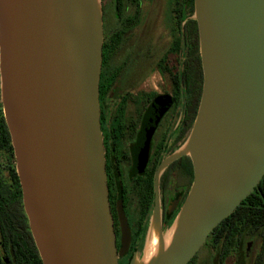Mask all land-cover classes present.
<instances>
[{"label":"water","instance_id":"obj_1","mask_svg":"<svg viewBox=\"0 0 264 264\" xmlns=\"http://www.w3.org/2000/svg\"><path fill=\"white\" fill-rule=\"evenodd\" d=\"M194 1L204 78L188 144L195 178L168 245L157 189L150 231L158 222L162 246L148 264H189L264 178V0ZM101 3L0 0L3 112L43 264H119L130 245L122 217L118 249L109 202Z\"/></svg>","mask_w":264,"mask_h":264},{"label":"flooded vegetation","instance_id":"obj_2","mask_svg":"<svg viewBox=\"0 0 264 264\" xmlns=\"http://www.w3.org/2000/svg\"><path fill=\"white\" fill-rule=\"evenodd\" d=\"M108 1L113 6L115 21L108 27L111 8L109 11L104 6L107 91L100 101L101 126L109 202L119 250L122 217L130 231L128 252L119 264H129L133 255L144 249L155 216L157 189L163 232L173 225L186 204L195 178L188 144L202 94L198 100V83L193 89L187 24L190 0H168L173 14L168 25L173 38L161 57L158 39L154 37L158 30L151 38L134 37L140 28L145 34L142 10H147L148 5H158L159 1ZM178 17L183 21L178 22ZM178 42L182 46L177 51ZM123 52L126 55L121 57ZM138 68H143L142 74L135 78ZM159 79L163 84H159ZM255 237L258 236L246 238L242 257L223 263L221 254L205 243L200 250H207L205 255L200 256L199 251L189 264H256L259 251L256 255L251 251Z\"/></svg>","mask_w":264,"mask_h":264},{"label":"trees","instance_id":"obj_3","mask_svg":"<svg viewBox=\"0 0 264 264\" xmlns=\"http://www.w3.org/2000/svg\"><path fill=\"white\" fill-rule=\"evenodd\" d=\"M194 15L195 1L190 0L187 24L190 29L193 89L198 83L197 98L199 100L203 88V71L199 30L197 21L193 19ZM177 20L178 22L183 21L182 17H178ZM107 46L105 38L100 101L104 99L107 91L105 74ZM181 46L182 42H178L176 50L178 51ZM248 236L259 237L260 250L256 264H264V178L255 192L211 233L206 244L208 243L221 254L224 263L227 259L242 257ZM3 254L9 259L10 264H43L29 230L28 218L23 207L22 188L16 169L14 148L0 102V264H5Z\"/></svg>","mask_w":264,"mask_h":264},{"label":"rangeland","instance_id":"obj_4","mask_svg":"<svg viewBox=\"0 0 264 264\" xmlns=\"http://www.w3.org/2000/svg\"><path fill=\"white\" fill-rule=\"evenodd\" d=\"M159 4L153 6H149L142 10L141 13V21L143 23H146L144 32L141 30H136L134 37L136 38H146L145 36L151 38L156 34V31L158 30L157 34L154 36L156 38V41L158 39V54L159 57H161L164 52L167 50L171 43V39L173 38L172 35V28L170 27L171 21H173V14L170 12V6L168 0H158ZM106 4V5H105ZM102 9H103V17H104V6L107 7L110 11L109 13V19H108V27L111 26V23L115 21V18L113 16V6L111 5V1H106L105 3H101ZM134 10H130V13H132ZM107 22V20H106ZM172 26V25H171ZM152 35V36H151ZM133 42L130 43V45ZM126 55L125 52L121 54V57H124ZM143 68H138V70L134 73L135 78L139 76V74H142ZM159 84H163L162 80L159 79ZM148 238L146 239L144 249L141 252H138L136 254V263L142 264V260L144 259V250L147 245ZM260 250V239L259 237L254 238V242L251 248V251L256 255L258 251ZM207 250L204 252L200 251V256L203 257V254L206 253ZM205 255V254H204ZM158 256V253H155L154 258Z\"/></svg>","mask_w":264,"mask_h":264},{"label":"bare ground","instance_id":"obj_5","mask_svg":"<svg viewBox=\"0 0 264 264\" xmlns=\"http://www.w3.org/2000/svg\"><path fill=\"white\" fill-rule=\"evenodd\" d=\"M179 221H177L170 230L167 231L165 235L164 244H170L173 236L175 235L178 227ZM162 239H161V230L158 222H155L149 232L147 245L144 250V259L142 264H148L153 260L155 253H158L161 250Z\"/></svg>","mask_w":264,"mask_h":264}]
</instances>
